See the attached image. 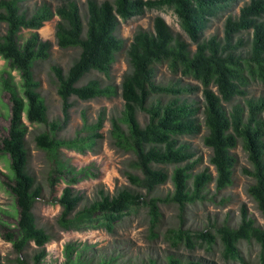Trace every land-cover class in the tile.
Listing matches in <instances>:
<instances>
[{"label":"trees","instance_id":"obj_1","mask_svg":"<svg viewBox=\"0 0 264 264\" xmlns=\"http://www.w3.org/2000/svg\"><path fill=\"white\" fill-rule=\"evenodd\" d=\"M60 1L54 9L42 2L28 12L21 9L22 0H0V23L6 25L5 33L0 35V59L6 65V70L0 71V96L8 103L7 128L0 138V152L8 159V175L3 184L13 197L11 211L0 208V237L18 255L31 244L35 247L29 261L17 257V262L44 264V246L52 240L38 226L32 212L37 201L60 206L56 222L62 231H78L101 212L105 218L103 228L109 234L114 233L115 223L123 213L143 204L148 210L152 238L158 237V203H172L179 211L172 245L194 249L196 242L184 230L185 209L212 201L234 185L237 160L232 150L240 143L249 164L242 173L251 180L245 192L262 224L241 206L235 224L227 216L216 222L214 233L203 231L195 238L209 246L218 238L221 257L227 262L244 263L239 244L256 243L260 247V264H264V98H244L252 82L264 81V0H248L236 16L226 17L222 37L212 35L206 39L202 34L211 20L238 0H86L84 22L76 0ZM163 6L173 9L194 50L175 36L159 16L154 18L152 30L137 29L126 47L118 36L121 20ZM54 17L59 19L54 32L56 45L63 50L76 49L77 55L66 71L57 65L50 66L61 117L49 120L39 82L34 78V64L49 57L51 43L42 40L37 31ZM22 30L29 34L20 41ZM122 51L128 63L119 85L123 105L119 115L108 118L107 138L115 149L131 155L123 173L132 187L122 186L112 193L97 188L95 198L83 204V196L73 185L96 178L97 174L89 167L76 171L62 150L79 154L94 150L103 138L99 131L106 120L105 110L98 112L93 123H88L83 113L82 127L72 137L58 134L69 122L72 96L89 101L117 94L116 87L103 84L98 78L79 83L94 72L109 77L111 66ZM160 66H165L169 73L165 81L157 79ZM13 72L19 77L18 82ZM198 92L203 109L194 99ZM139 113L146 116L143 124L138 120ZM23 118L41 127L31 135L35 147L45 154V184L29 171V131ZM202 127V141L210 150L208 162L214 175L207 169L193 172L199 160L194 158L191 144L181 140L183 136L198 135ZM60 181L65 185L60 196L45 197V186L51 193ZM168 181L172 192L158 197L157 189ZM82 252L77 245L65 244L61 264H113L117 260L110 261V257L87 262ZM139 264L214 263L168 256L162 262L149 258Z\"/></svg>","mask_w":264,"mask_h":264},{"label":"rangeland","instance_id":"obj_2","mask_svg":"<svg viewBox=\"0 0 264 264\" xmlns=\"http://www.w3.org/2000/svg\"><path fill=\"white\" fill-rule=\"evenodd\" d=\"M83 22L85 20V1L76 0ZM45 2L52 9L59 6L60 0H22L21 9L32 12L33 9L40 3ZM248 2V0H238L232 8L221 13L217 18L211 20L208 28L203 32L202 38L206 39L212 35L222 37L223 24L227 16H236L239 9ZM161 17L169 25L175 36L180 37L183 41L190 44L191 49L195 46L184 33L180 26V22L174 11L169 6H163L159 9L146 10L143 15L132 17L127 20H121L118 36L124 41L127 47L131 42L135 31L139 28L152 30L153 20L155 17ZM58 18L54 17L51 21L45 22L43 27L37 32L42 40H48L51 43L49 57L44 61H37L34 64V78L39 82V92L47 106V117L49 120L61 117V103L54 89V80L50 72L51 65H57L64 71L72 64L77 55L76 49H60L56 45L54 32ZM6 30V25L0 23V35H3ZM27 30H22L19 34V40H23L28 36ZM5 62L0 59V71H5ZM128 71V63L125 51L117 55L115 63L111 66L109 77L96 72L86 76L79 85H82L91 78H98L103 84H111L117 89V94L110 97H100L89 101H81L72 96L70 101L73 103L70 109V118L67 126L59 132V137H72L75 132L82 127V115L85 113L88 123H93L96 120L97 114L104 109L106 120L103 128L99 131L103 138L99 140L92 151H86L85 154H79L75 151L62 150L69 164L77 171L86 167L91 168V172L97 174L96 178H87L73 188L83 196V204L86 201H91L95 198L97 188H102L105 191L113 192L116 188L127 186L132 187L124 175V171L128 169V161L131 155L115 149L107 138L109 129L108 118L111 115H119L122 110V99L119 96V85L123 75ZM15 81H19V77L15 72ZM169 73L165 66L158 67L157 79L165 81L169 78ZM191 82L193 85H198L196 82ZM251 97L264 98V81H254L248 87L245 99ZM198 106L203 109V99L201 93L194 95ZM242 99V98H241ZM7 100L0 96V138L3 136L7 128ZM200 119L202 117L200 116ZM140 124L146 120L143 113L138 114ZM23 122L27 125L29 133L26 136L27 149L29 153V171L35 176L38 182L45 184L46 173V158L43 151L37 149L32 140L31 132L35 129H41L37 125H31L23 118ZM205 134V129L202 127L198 135L189 137L183 136L181 140L189 142L195 150L194 158L199 160V164L194 168L193 172L207 169L209 173L214 175V169L209 164L208 158L210 150L203 145L202 137ZM235 155L237 164L234 170V185L226 190H223L215 199L207 202H199L189 205L185 209V226L184 230L193 237L196 242V247L192 250L185 247L183 244L179 246L172 245L175 240L174 235L178 229V208L172 203H158L160 213V224L155 231L158 234L157 238H152L150 235V221L148 210L145 205L140 204L132 209H129L115 223L114 233L109 234L104 228V214L99 212L94 214L90 222L80 226L78 231H62L57 225V217L60 213L59 205L46 204L43 201H37L33 207V214L39 227L43 228L52 236V240L45 244L46 256L43 260L44 264H61L63 261L62 250L65 244L72 243L82 248L83 259L87 262L96 260L97 258L117 259L113 264H139L145 259H155L158 262L168 256H175L184 260L193 259L213 262L214 264H260V247L256 243L241 242L239 248L244 257L245 262L238 261L227 262L221 257L222 245L218 238L212 245H207L204 242L195 238L196 235L203 231H211L214 233L213 226L216 222L223 221L227 216H230L232 224H235L239 217V208L243 206L248 214L256 218L259 224H262V219L258 211L254 207L253 201L245 192L246 185L251 182L250 178L242 173L243 168H249L246 154L243 151L241 144L232 150ZM8 159L0 152V208L7 211L13 209V197L3 182L6 181L5 175H8ZM170 173V168L168 167ZM65 185L60 181L54 190L50 193L48 186H45V197H59ZM210 192H213V185L209 186ZM172 192V185L168 181L165 185L160 186L156 195L164 198ZM223 201L224 204H221ZM34 245L25 248L20 255L14 252L10 243L4 241L0 237V264H19L17 257L23 261H29L33 254ZM90 264H93L90 263Z\"/></svg>","mask_w":264,"mask_h":264}]
</instances>
